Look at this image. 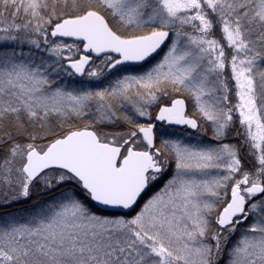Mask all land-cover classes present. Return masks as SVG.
Instances as JSON below:
<instances>
[{"label":"snow or ice","instance_id":"6c2138e0","mask_svg":"<svg viewBox=\"0 0 264 264\" xmlns=\"http://www.w3.org/2000/svg\"><path fill=\"white\" fill-rule=\"evenodd\" d=\"M0 264H264V0H0Z\"/></svg>","mask_w":264,"mask_h":264}]
</instances>
